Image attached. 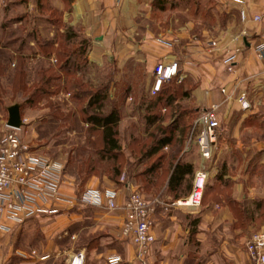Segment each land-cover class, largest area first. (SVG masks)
I'll return each mask as SVG.
<instances>
[{"label": "crops", "instance_id": "obj_1", "mask_svg": "<svg viewBox=\"0 0 264 264\" xmlns=\"http://www.w3.org/2000/svg\"><path fill=\"white\" fill-rule=\"evenodd\" d=\"M135 1L138 0H74L69 19L73 25L85 28L92 40L93 54L96 50L114 54L121 68L133 70L143 64L153 78L158 63L178 61L184 77L182 84L193 109L220 105L223 133H232L231 139L220 138L219 158L210 169L209 189L220 184L221 177L222 191H212L216 193L212 202L200 209L177 205L190 196L202 164L197 148L190 147L187 152L190 133L185 131L184 138L178 133L182 140L178 141L180 151L176 150L171 163H166L164 157L156 161L154 189L133 181L120 186L121 181L117 184L105 179L106 184H102L93 177L88 188L100 194L102 203L88 210L77 204L61 205L58 215L31 217L21 224L0 214V264H72L79 254L84 256L83 264H111L115 257L121 259L119 264H143L137 258L135 246L122 237L126 213L122 209L110 211L106 203V197L113 195L119 207H123L129 194L141 188L146 198H153L150 202L155 207L156 241L146 264H253L246 242L264 229V58L257 52L258 47L264 46V20L244 22L240 10L245 8L250 18L264 14V0H243V5L222 0V5L230 4V8L237 10L241 24L236 32L225 30L215 48L200 41L180 47L168 41H151L148 36L137 39L133 28L126 31L120 26L121 21L134 17L129 7ZM230 59L232 72L228 71ZM242 92L247 93L251 103L247 112L236 101ZM228 96L232 99L227 100ZM0 119L1 139L8 121L1 116ZM182 130L179 126L178 132ZM233 148L254 153L242 164L245 169L237 166L236 159H220L226 149ZM177 166L179 170L192 171L180 188H175L177 179L171 186ZM148 176L151 178L140 173L141 183L149 181ZM62 192L69 198L77 196L67 184ZM88 221L92 222L90 231L100 235L84 242Z\"/></svg>", "mask_w": 264, "mask_h": 264}, {"label": "rangeland", "instance_id": "obj_2", "mask_svg": "<svg viewBox=\"0 0 264 264\" xmlns=\"http://www.w3.org/2000/svg\"><path fill=\"white\" fill-rule=\"evenodd\" d=\"M221 1L138 0L129 7L134 17L121 21L120 26L126 31L133 28L139 40L148 36L151 41H168L180 47L200 41L215 48L225 30L236 32L241 24L237 10L230 8V4L222 5ZM73 2L0 0V116L7 122V109L21 105L25 122L19 132L22 141L30 146L33 156L59 164L63 187L67 184L75 189L76 204L88 210L91 206L80 201L86 192L92 191L88 186L93 177L102 184H106L105 179L117 184L121 181L120 186L133 181L154 189L155 173L142 183L140 173H146L159 158L145 159L140 151L144 149V153L156 140L166 137L165 131L178 124L180 130L187 128L186 133H190L189 124L179 122V118L182 111L188 113L193 106L187 97H180L186 86L181 89L177 84L180 87L183 80L176 85L170 83V89L177 94L164 108L154 109L151 117L156 119L150 125L147 107L153 99L154 78L143 64L131 70L118 66L114 54L97 50L93 54L92 40L85 34V28L73 25L69 19ZM93 93L106 97L102 116L114 108L120 112L117 130L122 151L118 158L102 153L101 131H93L88 121L96 113L90 105ZM230 133L224 132L221 138L231 139ZM175 141L182 140L176 135ZM177 149L178 145L174 144L163 150L166 163H171ZM253 155L252 151L233 148L226 149L220 159H236L241 167ZM219 185L216 193L222 191ZM208 189L209 184L201 208L216 195ZM141 190L137 189L140 193ZM85 226L88 229L83 232L84 242L99 237L100 234L89 229L92 222H85Z\"/></svg>", "mask_w": 264, "mask_h": 264}, {"label": "built area", "instance_id": "obj_3", "mask_svg": "<svg viewBox=\"0 0 264 264\" xmlns=\"http://www.w3.org/2000/svg\"><path fill=\"white\" fill-rule=\"evenodd\" d=\"M233 4L243 5V0H230ZM240 16L244 22H262L264 14L249 17L248 11L241 8ZM258 55L264 58V46L257 49ZM233 60H229L228 71H233ZM184 80L178 61L160 62L154 69L152 96L158 95L165 84L176 80ZM223 94H227L226 89ZM232 99L231 96L227 100ZM236 101L242 111L251 110V103L246 92L237 96ZM220 105L203 109L191 132L189 147L197 148L202 164L194 179L190 196L177 202L179 207L201 208L209 184L210 169L215 164L219 149V140L223 135V127L219 118ZM22 129V128H21ZM21 129L9 128L0 139V214L8 221L21 224L25 219L40 215H58L61 205L76 206L75 198L66 197L63 192V173L59 164L32 155L31 148L19 135ZM82 205L98 206L102 203L97 191L86 192ZM110 211L122 209L126 219L122 228V237L131 242L136 249L137 258L146 264L151 247L156 241L154 234V204L148 201L139 191H132L123 207H119L113 195L106 197ZM246 249L253 264H264V229L252 234L246 242ZM121 259L115 257L111 264H119ZM84 256L79 254L72 264H83Z\"/></svg>", "mask_w": 264, "mask_h": 264}, {"label": "trees", "instance_id": "obj_4", "mask_svg": "<svg viewBox=\"0 0 264 264\" xmlns=\"http://www.w3.org/2000/svg\"><path fill=\"white\" fill-rule=\"evenodd\" d=\"M66 71V68L63 66V72ZM171 83H178L177 79L173 80ZM170 84V83H169ZM178 88L182 89V86L184 87V85L181 83L180 87L179 84H177ZM179 90V89H178ZM184 91V90H183ZM181 91L182 95H180V97H188L189 93L187 91ZM174 94H177V92H174L172 89H170L168 84H165L162 87V90L160 93H158V95H156L155 97H153V99H150L149 101L151 102L150 105H148L147 107V115H148V122L150 125H152V123H154V120L156 119V117H151L154 109L156 108H164L165 107V103L170 104L172 102V100L174 99ZM79 96H83L79 95ZM177 96V95H176ZM106 97H103L100 93H93L91 94V102L90 105L92 108H95L96 113H94L92 115V117H90V119L88 120L92 125H93V131H101V135H102V141H103V147H102V153H104L105 155H109L112 159L113 158H118V155L121 153L122 151V146L120 144V141L118 139V124L120 123V112L118 111L117 108H114L111 113H109L108 115H101V111L103 109V105H104V101H105ZM32 102V101H30ZM99 113H98V112ZM201 111V110H200ZM200 111H195L194 109H192L191 111H187L188 113H186V111H182L180 113V118H179V122H184V123H188L189 124V128H190V133L192 132V129L194 127V122L196 121V119L198 118ZM191 114V116H189ZM189 119V120H187ZM187 120V121H186ZM178 122V123H179ZM177 123V124H178ZM178 127L179 124L176 125L175 127H172L169 132V130L165 131L164 134H166L165 138L163 139H159L156 140L153 145H151L148 149L145 150L144 153L141 152V155L143 154V157L145 159L147 158H153V157H157L159 158L158 160L162 159V155H160V153L163 151V148L170 146L173 147V145H178V149L180 151L179 148V143L175 140L176 135H179L178 133H180V135L184 136L185 131L187 130V128H184L181 132H178ZM178 144H177V143ZM156 170V165H152L150 167V169L146 172V174L148 175H152ZM114 172L116 173L117 171L114 170ZM192 171L191 170H187L186 168H183V170H179V166L176 167L175 172L171 178V186L173 185V182L175 181V179H177V184L175 186V188H180L183 185L184 182V178L185 176H187L188 174H191ZM218 181L222 183L221 177H218ZM220 183V185H221ZM187 187V185H186ZM172 189V188H171ZM216 190V186L211 189H209V192H212ZM207 194L205 193V196ZM205 198V197H204ZM194 233V231H193Z\"/></svg>", "mask_w": 264, "mask_h": 264}, {"label": "water", "instance_id": "obj_5", "mask_svg": "<svg viewBox=\"0 0 264 264\" xmlns=\"http://www.w3.org/2000/svg\"><path fill=\"white\" fill-rule=\"evenodd\" d=\"M7 110L9 114L7 126L9 128L21 129L25 125V122L23 121L21 116V105L15 104L13 106H10Z\"/></svg>", "mask_w": 264, "mask_h": 264}]
</instances>
